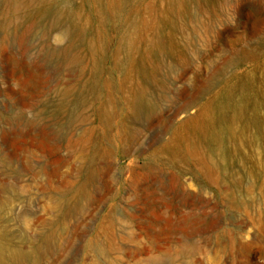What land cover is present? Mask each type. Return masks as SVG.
<instances>
[{
	"label": "rangeland",
	"instance_id": "374dc122",
	"mask_svg": "<svg viewBox=\"0 0 264 264\" xmlns=\"http://www.w3.org/2000/svg\"><path fill=\"white\" fill-rule=\"evenodd\" d=\"M109 1L0 0V237L20 264H264V175L226 143L204 145L213 182L169 152L187 116L259 78L264 0H187L182 56L158 55L133 115L115 52L129 16L159 22L160 0H114L116 19Z\"/></svg>",
	"mask_w": 264,
	"mask_h": 264
},
{
	"label": "bare ground",
	"instance_id": "6f19581e",
	"mask_svg": "<svg viewBox=\"0 0 264 264\" xmlns=\"http://www.w3.org/2000/svg\"><path fill=\"white\" fill-rule=\"evenodd\" d=\"M116 5L114 0L108 3L114 19H116L114 12ZM158 5L160 16L158 23L149 22L141 17L129 16L126 19L116 48L114 63L123 75L120 84L122 108L128 115L136 114L141 108L143 97L147 95L145 85L155 79L153 75L155 76L160 67L158 55L163 56L162 54L166 53L177 58L182 56L180 47L174 41V30L181 25V21L188 12L187 0H160ZM149 29L154 31L151 35H147ZM163 41L166 42L163 43ZM96 43V41H90L86 47L90 58L94 61L92 62L94 73L100 69L101 62L96 57L102 53L101 46ZM140 44H143V47L138 66L134 63V54L138 51ZM68 61L76 62L77 56L70 57ZM145 64L148 70L144 69ZM259 71L257 80L247 76L231 81L219 95L202 106L196 116H187L174 128L171 144H169L172 150L169 152H176L177 146L183 152L182 158L196 163L210 182L215 181V175L212 174V161L210 164L207 163L205 144L214 149L211 151L213 155L218 154L219 148L226 143L228 150L223 149V155L241 152L240 158L254 165V170L248 168L247 171L251 175H256L257 171L264 175V167L259 163L263 155L260 146L264 144V65L259 68ZM110 108L112 106L108 103L102 110L103 115L107 116ZM187 110L181 109L177 114L186 113ZM230 145L233 147H229ZM246 147L248 151L245 150ZM241 163L243 165L242 161ZM36 250H40V246L30 247V252ZM22 258L23 252L19 248L0 237V264H20Z\"/></svg>",
	"mask_w": 264,
	"mask_h": 264
}]
</instances>
